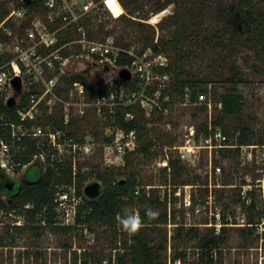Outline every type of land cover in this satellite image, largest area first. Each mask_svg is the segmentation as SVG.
I'll list each match as a JSON object with an SVG mask.
<instances>
[{
	"label": "rangeland",
	"instance_id": "rangeland-1",
	"mask_svg": "<svg viewBox=\"0 0 264 264\" xmlns=\"http://www.w3.org/2000/svg\"><path fill=\"white\" fill-rule=\"evenodd\" d=\"M10 1L11 10L17 11L19 6L14 0ZM231 1L234 0H216L215 2L198 0L193 4L169 2L163 9L156 11V5H151L152 2L139 0V3L145 4L139 11L143 19L134 18V20L135 22L136 20L143 21L147 23L146 25L152 26V29L154 28V41L166 33L165 19L174 11L177 10L181 22L189 23L186 15H189V11L193 10L191 18V23H194L193 29L204 37L194 46V49H197L198 46L200 48V44H202L207 50L203 58L193 57L190 62L185 63L184 68L190 71L193 77L197 76L198 79H201L200 77L205 76V79L210 81L203 85L206 91L195 102H189L187 94L184 97L173 95L169 113L163 119L156 118L153 120L154 122L147 124L149 132L142 134L138 145L145 144L151 138L153 144L148 153L128 154L132 164L125 167L123 158L103 155L102 137L107 135L109 128L104 126L106 120L98 121L91 115H86L84 120L75 123L76 128H68L76 138L93 142L94 153L89 156L76 157L74 167L72 166V171L84 170L88 174L89 177L85 184L93 181L100 182L96 179V173H104L113 169L115 172L122 173L121 176L124 178L130 171H133L142 186H145L146 189L152 187L150 189H153L161 199L166 195L170 200V203L165 204L167 212L171 215L170 223L166 225L169 244L167 251L163 252V255L166 254L168 263L173 256L174 249H177L184 256L175 264H203L197 239L181 234L177 240L173 241L171 235L176 233L175 227L180 224H183L186 229L197 228L198 235L203 234L209 228L204 225L208 218L202 211L198 213L195 210L198 205L202 206L201 203L209 190L210 180L207 174L210 170L208 166L209 154L207 150L200 149V153L194 161L183 163L179 160L184 166V171L177 177L178 184L175 186L166 184L169 182L170 171L166 165L170 158H179L173 147L183 144L184 134L189 125L195 126L201 133L205 128L204 125L208 122L213 123L217 117L221 116L218 100L226 83L218 81V77L226 78L230 65L237 69L242 78L238 84V90L243 97L242 110L236 116H226L221 125L214 127L221 129L232 141H235L240 128L245 126L249 132L253 133L250 144L264 145V51L259 47L249 48L247 45H236L230 52L227 45L228 34H225L222 39L212 37L215 36L216 30L221 32L219 30L221 22L217 20V7L221 6L220 3L228 4ZM97 13L100 15L97 20L91 18ZM117 14L115 12L114 16L105 9H98L90 16L85 17L83 24L86 26L87 23L89 28L97 29L100 22L107 21L105 30L111 31V33L108 36L103 33L96 34L93 37L95 40L103 42L106 37H112L118 45L128 44L136 51L147 50L149 41L145 39V36L150 37L153 30L149 26H145L140 32L137 23L126 27V23L121 19L123 16H127L126 11L116 16ZM132 15L138 16L137 12ZM28 17H32V11L28 12L25 18L12 16L11 20L15 22L17 31L7 41L14 39L17 34L24 35L25 30L19 33L18 26ZM36 17L42 18L40 15ZM89 17L91 18L90 22L94 23L92 26H90V22H87ZM85 26L87 33V26ZM220 44L223 46L221 49ZM71 50L77 49L73 47ZM213 53L214 56H212ZM222 57L224 62L221 60ZM119 68V65L108 68L93 66L87 62L78 64L73 61L67 65L69 73L87 75L91 86L98 92L115 88L121 83L118 74ZM59 87L65 88L66 85L61 83ZM13 93H1L0 96L6 100ZM87 96L90 95L87 93ZM19 98L18 95L16 105ZM54 109L57 113L55 118L59 119L62 114V103L57 102ZM47 113L46 107L42 106L37 112L35 122L33 121L35 125L32 130L38 126L43 133L53 130L55 124L47 123L45 120ZM155 117L157 116L155 115ZM46 138L45 135L37 136L36 142L40 148L38 153L41 155L33 157L32 162L38 163L43 169L50 166L51 162L50 146ZM200 140L199 136V144ZM226 152H213L212 155V163L219 164L223 170L220 176H213L211 184L217 186H212V190L215 193L217 207L228 221L224 240L219 244L217 254H213V259L217 261L216 264H264V231L261 233L255 225L247 223L250 217L254 219L255 223L264 221V217H262L264 200L261 191L254 187L256 179L263 175L261 169L264 168V160L256 157V148L251 150V155L247 152L242 155V152L239 154L234 150ZM58 163L64 164L65 162ZM27 165L29 164H25L17 171L14 170L11 173L5 171V173L21 182L23 171ZM16 167H18V163ZM243 183H250L253 187L251 200L244 199L241 195V191L247 189L240 186ZM103 188L101 183V190ZM60 189L69 190V185L61 184L57 187V190ZM185 191L191 192L193 207L184 206L183 194ZM0 197L5 201L8 199L7 195L2 192ZM250 202L254 203L253 209L247 208ZM163 207L157 210L160 212ZM131 209H137V205H133ZM56 220L61 221L60 218H56ZM25 222L24 216L17 215L15 211L0 209V264H117L116 257L118 252L122 251L120 243L127 236L119 225L113 228L100 222L76 224L70 230H60L49 226L32 229ZM13 225H18L19 228H12ZM217 229L219 228H215V230ZM156 232L158 230L153 233V237L158 238ZM162 261L164 263V258Z\"/></svg>",
	"mask_w": 264,
	"mask_h": 264
},
{
	"label": "trees",
	"instance_id": "trees-1",
	"mask_svg": "<svg viewBox=\"0 0 264 264\" xmlns=\"http://www.w3.org/2000/svg\"><path fill=\"white\" fill-rule=\"evenodd\" d=\"M123 9L126 11L127 16H123L122 21L126 23L128 27L132 23H137L140 32L143 27L152 26L146 25L140 20H134V18H141L142 7L145 5L139 0H119ZM152 2L151 5H156L155 10L163 9L169 2H174V4L182 2L187 4H193L198 2V0H148ZM215 2L216 0H211ZM10 0H0V40H7L13 36L17 31L15 22L9 17L4 21L6 16L9 14L11 8L9 7ZM17 6H22L28 10L32 11V14H37L41 11L40 0H31L30 3L26 4L21 0H14ZM221 6L217 7V20L221 22V32L216 30L215 36L222 39L225 34H228V49L231 52L236 45H247L249 48L259 47L264 51V0H234L228 4L220 3ZM118 13V11H115ZM137 12L138 16L132 15ZM193 10L189 11L188 17L189 23H184L180 21L177 14V10L174 11L168 18H166L165 28L167 31L165 34L161 35L154 41L155 30L150 33L151 36H145V39L149 41L147 45L152 52L158 54H163L167 57L168 63L165 71L172 74V83L170 89V96L172 99L173 95H179L184 97L188 95L189 102H195L200 95H203L206 89L203 85L210 82L205 79V76L198 79L197 76H192L190 71L184 68L185 63H188L195 58H203L206 55L205 46L200 44L197 49L194 46L199 43L200 39H203L198 31H194V23H191ZM104 15V14H102ZM131 17H129V16ZM99 13L93 15L91 18L96 20L99 18ZM143 16V15H142ZM32 17L24 19L18 26V31L23 32L27 27L30 26V21ZM89 17L87 22H90ZM134 20V21H133ZM106 22H100L97 29L89 28L87 26V36L93 38L96 34L103 33L108 36L111 31L105 30ZM94 25L91 21L90 26ZM85 26V24H84ZM85 26V27H86ZM6 31L12 32L11 35H7ZM149 31V30H147ZM150 32V31H149ZM77 36V32L67 31L65 33V40L68 41L72 37ZM117 44V43H116ZM118 45V44H117ZM220 49L223 47L220 44ZM128 48L130 45L123 44L119 45ZM144 50V49H141ZM214 51V50H212ZM217 52V51H216ZM214 56V53L212 54ZM231 56V55H230ZM10 59L9 55L0 57V63ZM221 60L224 62V58ZM131 59L124 54L118 57L117 65L124 66L129 65ZM10 68L14 70L13 67ZM20 70V68H19ZM86 73V72H85ZM188 75V76H187ZM241 76V75H240ZM239 76L237 69L230 65L228 67V76L222 78L219 76L218 81H223L226 83L223 93H221L218 100L220 105L221 116L217 117L216 120L211 123L212 127L215 125H221L226 116H236L240 114L243 106V97L238 90V84L242 81ZM76 81H80L84 84L85 91L88 95L94 94L96 91L93 90L91 83L88 80L87 75L76 74L69 78L64 79L66 85V90L59 89V94L61 96H67L69 86ZM199 86V87H198ZM27 107V101L24 96L19 98L17 105L13 108L7 107L5 104V98L0 96V137L6 141L10 146L11 150L15 151L17 142L11 134L10 123L19 124L22 123L19 120L18 110ZM130 110L126 108L123 113H116L113 123L111 125H118L125 130L135 129L138 138L142 137V134L148 133L147 124L154 122L153 120L158 118L163 119L164 116L156 115L151 117H145L140 111H134L136 116L132 120H125L123 118L124 112ZM47 112V108H46ZM45 120L55 124L56 128H62L61 117L59 119L54 118L52 115L47 114ZM27 126H31V121L24 122ZM104 126H109L106 122ZM204 125V127H206ZM76 128V126H72ZM95 135V133H92ZM68 135H73L71 131ZM253 136L252 131L249 132L245 126L241 127L236 140L238 144H249L251 142V137ZM110 138L103 136L102 142H109ZM152 139L149 138L147 142L141 146L137 145L134 152L128 153H148L152 146ZM37 143L34 140H30L27 137H23L20 142V149L15 154V161L18 163V167L15 168L17 171L23 165L30 162L32 155L38 153L40 148L37 147ZM229 153L230 150H225ZM234 151H238L235 149ZM226 152V153H227ZM128 154L124 155L122 158L125 162V167L132 164L131 159ZM167 169L169 171V182L171 186L178 184L177 177L182 171H184L183 164L178 159L170 158L168 160ZM164 171L166 169L164 168ZM8 180L13 179L12 176L4 173ZM122 173L115 172L113 169L106 171L104 173H96V179L100 180L104 188L102 189L101 195L96 199H88L85 204L78 207L75 216V221L73 225H58L57 224V212L55 211L54 195L57 191V187L61 184L71 185L73 180L75 186L79 191L85 185L88 180V174L84 170L73 171L71 169V162H65L64 164L55 162L52 166H48L45 169L41 167L38 163H30L25 167L23 171V179L18 185V189L13 192H8L6 188L0 187V193H5L8 197L7 201L0 197V209L5 211H15L17 215L24 216L25 223L32 229H39L42 226H49L52 228H58L60 230H70L74 228L76 224H84L89 222H100L101 224L107 225L109 227L116 228L118 225L115 217L117 213H122L124 208L131 209L133 205H137V209H132L138 211L140 216L144 220V227L142 230L129 237L128 234L125 239L121 241L120 247L121 252H118L116 257L117 264H175L177 260L182 259L184 255L180 253L177 249H174L173 256L170 258L168 263L166 260L167 245L169 244L167 236L168 224V212L166 209L167 196L164 195L163 199L157 195L153 189H146L142 186V183L138 181L137 175L130 171L128 175L122 178ZM167 180V179H166ZM182 184H186L181 182ZM135 191H138L137 193ZM252 191H247V199H252ZM164 206V207H163ZM162 208L159 212V216L155 220H148L145 215L147 208H152L157 210ZM249 209L254 208V203L250 202L247 206ZM262 217H264V209L262 210ZM223 224L228 223L225 221L224 214L222 215ZM248 224L255 223L254 219L250 217L247 221ZM184 225H177L175 227L176 233L171 235V240H177V237L181 234L186 235L190 238H195L198 240V247L201 258H203V264H216V260L213 259V254H217L219 250V244L224 240V233L226 225L220 226L219 232H215L214 227H210L203 234L198 235L197 228L189 227L186 229ZM12 228H19L18 225H13ZM11 228V229H12ZM158 230V238L153 237V233ZM164 258V263H163Z\"/></svg>",
	"mask_w": 264,
	"mask_h": 264
},
{
	"label": "built area",
	"instance_id": "built-area-1",
	"mask_svg": "<svg viewBox=\"0 0 264 264\" xmlns=\"http://www.w3.org/2000/svg\"><path fill=\"white\" fill-rule=\"evenodd\" d=\"M40 4L41 11L32 14L30 26L25 29L23 36L17 34L9 41L0 40V57L10 56L9 60L0 63V94L13 92L11 79L19 76L22 82V91L19 96H24L27 101V107L18 110L19 120L22 123L9 124L12 137L17 142L16 150L12 151L11 146L0 137V168L10 173L15 170L17 163L14 157L20 149L23 137L36 142L37 136L45 135L50 146V166L55 162L69 160L72 169L76 157L94 153L93 142L78 139L74 134L68 135L69 129L76 122L84 120L86 115H91L98 121L106 120L109 124L106 137H109L110 141L101 144L103 155L122 158L134 152L139 141L136 130L127 131L111 123L116 113L119 111L123 113L126 108L130 110L124 112L125 120L134 119L135 110L140 111L145 117L165 116L169 113L172 103L170 96L172 75L165 71L167 57L160 53L156 54L150 49L136 51L131 46L128 48L119 46L112 37H106L105 41L101 42L87 36L83 24L85 17L98 9H105L114 16L115 11H118L116 16L121 15L125 11L119 0H40ZM27 14L28 10L20 6L17 11L10 10L4 21L14 15L25 18ZM39 15L42 18L36 17ZM73 30L77 32V36L66 41L65 33ZM11 33L6 31L7 35ZM73 47L77 50L72 51ZM121 54L131 59L129 65L119 68V71L122 68L129 70L131 77L128 81L121 80L117 87L105 91L98 92L93 88L96 92L90 96H87L84 84L76 81L69 86L67 96H60L59 89L66 90V87H59L61 83H64V79L80 74L69 73L67 65L70 61L112 68L117 66V60ZM10 65L14 70L10 68ZM57 102L62 103V128L54 126L53 130L44 133L39 126L32 130L35 125L33 121L42 106L47 108V114L54 118L57 116L54 109ZM27 120L32 122V127L24 123ZM184 136L183 144L173 147L178 154V160L183 163L194 161L200 149L207 150L209 154L210 170L207 172L210 180L209 190L201 203L202 206L198 205L195 210L198 213L202 211L208 218L204 225L220 229V226L228 224H223L222 214L216 205L215 193L212 190V186H217L211 184L213 176H220L223 172L219 164L212 163L213 152L238 149L239 154L242 152L243 155L247 152L251 155V150L256 148V157L264 160V145L238 144L236 139L232 141L221 129L212 127L211 122L207 123L201 133L195 126L189 125ZM37 147L39 148V145ZM38 155L41 153L33 154L28 164L32 163ZM261 170L263 175L256 179L254 187L261 191L264 200V168ZM240 186L247 188L241 191L245 199L248 196L247 191H252L253 187L250 183H243ZM86 200L88 198L83 188L78 191L74 180L69 185V190H57L54 195V204L57 218L61 219L57 221V224L73 225L78 207L85 204ZM166 203H170L168 198ZM183 204L186 207H193L190 191H185L183 194ZM170 219L171 215L168 212V224ZM250 225H255L261 233L264 231V221ZM219 229L215 232L218 233Z\"/></svg>",
	"mask_w": 264,
	"mask_h": 264
},
{
	"label": "water",
	"instance_id": "water-1",
	"mask_svg": "<svg viewBox=\"0 0 264 264\" xmlns=\"http://www.w3.org/2000/svg\"><path fill=\"white\" fill-rule=\"evenodd\" d=\"M23 2L28 4L31 2V0H23ZM118 74H119L120 79L124 80V81H128L131 77L129 70L126 68L120 69ZM11 84H12V88H13L14 93H13V95L9 96L5 100V104L9 108H13L16 105V97L18 95H20V93L22 91L21 78L19 76L13 77L11 79ZM13 184H14V182H8L6 187L8 189H11ZM83 192L88 199H96L102 193L101 183L99 181H93V182L86 183L83 187Z\"/></svg>",
	"mask_w": 264,
	"mask_h": 264
},
{
	"label": "clouds",
	"instance_id": "clouds-1",
	"mask_svg": "<svg viewBox=\"0 0 264 264\" xmlns=\"http://www.w3.org/2000/svg\"><path fill=\"white\" fill-rule=\"evenodd\" d=\"M86 154L88 153L86 152ZM145 215L148 220H155L159 216V211L147 208ZM115 219L122 231L128 234L129 237L138 234L144 227V220L139 212L129 208H124L122 213H117Z\"/></svg>",
	"mask_w": 264,
	"mask_h": 264
},
{
	"label": "flooded vegetation",
	"instance_id": "flooded-vegetation-1",
	"mask_svg": "<svg viewBox=\"0 0 264 264\" xmlns=\"http://www.w3.org/2000/svg\"><path fill=\"white\" fill-rule=\"evenodd\" d=\"M4 173H5V170L3 168H0V187L6 188L8 190V192H13L16 189H18V185L20 184V182L17 179H15V178H13L11 180H8ZM8 182H14V184H13L11 189H8L6 187Z\"/></svg>",
	"mask_w": 264,
	"mask_h": 264
}]
</instances>
